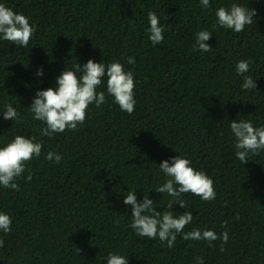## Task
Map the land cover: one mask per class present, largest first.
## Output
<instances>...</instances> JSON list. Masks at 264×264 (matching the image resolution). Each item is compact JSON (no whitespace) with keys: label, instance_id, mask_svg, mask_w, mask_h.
<instances>
[{"label":"trees","instance_id":"16d2710c","mask_svg":"<svg viewBox=\"0 0 264 264\" xmlns=\"http://www.w3.org/2000/svg\"><path fill=\"white\" fill-rule=\"evenodd\" d=\"M231 2L211 0L203 9L199 0H5L36 32L25 47L0 41V111L11 102L21 115L19 122L0 117V142L34 135L43 148L17 178L19 190L0 187V210L12 217L11 231L0 232V264H104L110 251L128 255V264H196L198 256L204 264H264V152L243 164L228 128L239 117L264 125V0H237L256 9L244 31L213 28L216 7ZM150 10L165 24L157 45L145 31ZM199 29L213 33L209 52L193 48ZM128 56L136 60L125 64L136 82L131 114L106 96L76 130L40 135L29 108L37 89L76 62ZM240 59L252 61L257 89L240 88ZM48 151L59 152L60 163L46 160ZM178 154L211 176L216 191L210 201L183 194L193 213L184 231L227 229V243L178 234L168 248L129 227L123 192L136 189L140 199L153 189L148 195L163 211L167 194L154 190L164 182L158 164ZM184 210L173 205L177 215Z\"/></svg>","mask_w":264,"mask_h":264},{"label":"clouds","instance_id":"9594fccd","mask_svg":"<svg viewBox=\"0 0 264 264\" xmlns=\"http://www.w3.org/2000/svg\"><path fill=\"white\" fill-rule=\"evenodd\" d=\"M203 9H209L211 0H199ZM256 15V9L245 6L233 0L230 4L220 5L215 9L216 22L213 28L222 27L233 32H242L246 25H251ZM163 19H167L164 17ZM162 17L155 11H148V27L145 31L153 45L164 40L165 24ZM36 32L35 24L30 23V17L14 11L12 7L0 0V41L25 47ZM212 31L199 29L195 33L193 48L201 52H209L212 46L208 43ZM134 56H128L126 61L112 60L105 63L88 58L86 62L74 63L71 68L64 67L56 76L52 86L37 89L29 105L31 118L40 121L41 136L51 137L55 133L76 130L83 125L90 105L99 108L106 103V96L119 105L121 111L131 114L136 105L134 73L125 64L134 65ZM250 59H240L235 63V71L242 77L240 88L243 90L257 89L256 78L250 73ZM37 76H43V68H38ZM106 78V81H105ZM106 83L104 90H100ZM0 117L4 120L19 122L21 115L18 107L11 102H5ZM233 138L235 157L243 164L250 156L264 152V125H254L249 119L239 117L230 120L228 124ZM43 141L34 135L16 134L7 142H0V187L19 190L17 178L21 177L28 161L38 158L42 153ZM62 155L56 151H48L45 159L60 163ZM159 172L163 174L164 182L154 190L167 194L164 210H157V200L149 197L144 191L142 198H137L136 189L123 192V203L130 206L129 227L136 235L149 239L158 238L172 248L179 234L183 240L206 241L211 243L220 240L229 241L227 229L217 234L211 228L194 227L184 231L185 226L192 222L193 213L187 210V202L183 194L192 193L202 201L214 200L216 191L214 182L204 170L194 166L191 159L185 155H175L163 159L158 164ZM26 179H31L29 174ZM179 204L185 209L177 215L173 205ZM12 217L7 211L0 210V232L7 234L11 231ZM223 243L221 250H223ZM4 246V238L0 236V247ZM79 252V249L77 248ZM102 259V257H101ZM104 264H128V255L119 251L107 252ZM196 264H204L202 256L196 257Z\"/></svg>","mask_w":264,"mask_h":264}]
</instances>
